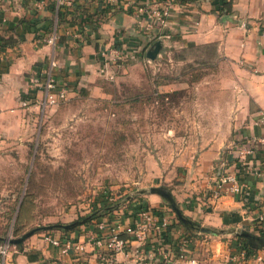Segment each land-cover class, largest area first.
<instances>
[{
    "label": "rangeland",
    "instance_id": "obj_1",
    "mask_svg": "<svg viewBox=\"0 0 264 264\" xmlns=\"http://www.w3.org/2000/svg\"><path fill=\"white\" fill-rule=\"evenodd\" d=\"M162 44L154 60L124 61L96 92L70 90L48 107L25 98L19 108L34 110L0 115V235L80 225L105 205L126 215L134 199L151 205L152 187L175 198L206 152L217 180L228 173L226 158L256 138L243 132L252 112L244 76L213 45Z\"/></svg>",
    "mask_w": 264,
    "mask_h": 264
},
{
    "label": "crops",
    "instance_id": "obj_2",
    "mask_svg": "<svg viewBox=\"0 0 264 264\" xmlns=\"http://www.w3.org/2000/svg\"><path fill=\"white\" fill-rule=\"evenodd\" d=\"M39 1H43V7L37 10ZM133 1L131 6L124 2L102 6L83 0L74 9L59 13L54 0H0V34L19 38L14 47L0 48L4 56L0 61V115L34 110L31 106L25 110L19 108L20 101L28 98L31 103L42 97L48 76L65 82L72 92H96L99 80L117 79L125 69L124 61H138L157 41L172 43L180 49L213 45L217 54L235 65L237 72L244 76H241V87L252 112L249 109L250 123L243 132L256 135L258 140L264 139V0H228L231 1L229 14L218 12L222 0ZM142 3L169 4L166 26L148 27L137 18L133 7ZM51 32L57 34L56 43L53 46L42 43L41 39ZM77 35H82V41ZM105 48L116 49L121 58L103 59L100 51ZM209 154L203 155L196 173L198 177L194 175L193 181L173 198L182 215L200 227L223 232L231 243L234 232L264 234V224L257 221L264 201V142L256 144L249 161L250 169L258 170L259 175H244L237 158H233L235 154L226 158L223 172L237 174L243 189L240 194L222 195L215 201L211 196L218 172L212 170L215 157ZM148 198L151 205L147 201L143 203L152 208H165L158 195L149 194ZM170 212L171 228L175 232L185 230L177 223L175 213ZM91 226L80 225L70 232H37L18 246H11L10 264H104L91 252L79 258L61 255L59 249L44 240L47 234L59 239L71 236L82 240L84 230ZM204 234L210 240L208 248L199 249L198 264H232L223 260L222 256L229 252L220 239L222 235ZM4 239L0 235V240ZM124 259L123 255H117L107 264H119ZM237 264H264V248Z\"/></svg>",
    "mask_w": 264,
    "mask_h": 264
},
{
    "label": "built area",
    "instance_id": "obj_3",
    "mask_svg": "<svg viewBox=\"0 0 264 264\" xmlns=\"http://www.w3.org/2000/svg\"><path fill=\"white\" fill-rule=\"evenodd\" d=\"M83 0H54L57 12L66 13ZM95 2L98 5H115L124 2V5L131 6L133 0H86ZM43 7V1L36 4V9ZM134 11L137 18L147 24L148 27L155 25L159 28L166 26L170 13L169 4L155 5L151 3L135 4ZM99 21H96L98 23ZM82 41V35L76 36ZM58 40L57 34L51 32L43 37L41 42L46 45H54ZM104 58L116 61L121 58L119 52L113 48H105L100 51ZM4 59L0 53V61ZM43 94L38 101L43 107L58 105L68 99L70 88L65 82H59L48 76L43 85ZM35 102V101H34ZM32 102V103H34ZM23 107L27 103H21ZM258 142L264 139L257 138L243 142L241 147L234 153L233 158L242 168L244 175H259L258 170L250 169L252 156ZM243 184L240 177L235 173L228 172L218 179L211 198L215 201L222 195H237L242 192ZM127 204L126 215L112 216L95 220L92 226L84 230L82 240L74 237L64 239L52 235H45L44 240L59 249L61 255H73L75 258L84 256L86 253H93L100 262L107 264L113 261L117 255H123L124 260L119 264H198L199 249L208 248L210 238L203 233H190L187 230L172 229V221L168 210L152 208L141 200L131 201ZM257 221L264 224V201L261 203ZM175 232V233H174ZM11 238L0 240V264L11 263ZM228 249L223 260L237 264L240 259L246 257L245 252H231V240L228 235L220 238Z\"/></svg>",
    "mask_w": 264,
    "mask_h": 264
},
{
    "label": "trees",
    "instance_id": "obj_4",
    "mask_svg": "<svg viewBox=\"0 0 264 264\" xmlns=\"http://www.w3.org/2000/svg\"><path fill=\"white\" fill-rule=\"evenodd\" d=\"M230 7H231V1L222 0L221 8L219 9L218 12H220V14H229ZM18 41H19V38L17 39V38H15L13 36L5 37V36H2L0 34V48L1 49L14 47L15 45H17ZM209 46H211V45H209ZM209 46H201V47L204 48V47H209ZM188 48L197 49V48H200V47L192 46V47H188ZM207 57H212V55H208ZM137 196H138V194H137ZM168 208L171 210L170 206H168ZM114 210H116L115 205L114 206L113 205H105L101 209L94 211L92 214H89V215H86V216L82 217L81 220L83 221V224H80V225H85V224L89 225V224L92 223L91 221L94 218H96V220L100 219V218H105V217H109L110 218L112 216V212ZM171 212L174 213V211H172V210H171ZM175 219H176L177 223L179 225H181L188 232L194 233V234L197 233V232L192 231L189 228H187L177 218H175ZM71 224H73V223H71ZM77 225H79V224L70 226L68 229H63V228L59 227V225H54V228L49 229V230H58V231H61V232H70V231H73L75 228H77L78 227ZM207 230H209V232L213 233V234H218V235H223L224 234L223 232L216 233L215 231H212L211 229H207ZM245 232L248 233V231H245ZM231 236L233 238L232 247L230 248L231 252H245L246 256H248L251 253L256 252L257 250L264 248V243L263 244L262 243L261 244L260 243H250L239 232H234V233L231 234ZM253 236H257L259 238H263L264 239V234L253 235Z\"/></svg>",
    "mask_w": 264,
    "mask_h": 264
},
{
    "label": "water",
    "instance_id": "obj_5",
    "mask_svg": "<svg viewBox=\"0 0 264 264\" xmlns=\"http://www.w3.org/2000/svg\"><path fill=\"white\" fill-rule=\"evenodd\" d=\"M162 48V43L160 41H157L156 43H154V45L147 51L146 53V58L149 60H154L155 57L157 56V54L160 52ZM148 193L149 194H155L158 195L160 198H162L171 208V210L174 211L176 217L179 219V221L185 225L187 228H189L192 231H195L197 233H209V230H207L206 228L200 227L194 223H192L190 220L186 219L181 211L179 210L175 200L173 199L172 195L164 190L163 188H156V187H152L150 189H148ZM77 222L73 223V224H69V225H59V227L63 228V229H68L70 226L76 225ZM49 227H42L40 230H48ZM38 229H33L27 233H25L24 235H22L21 237L17 238V239H10L9 242L11 245H19L21 244L23 241H25L28 237L32 236L33 234H35L37 232ZM243 237H245L250 243H264V239L263 238H259L257 236H253L250 233L247 232H242L241 233Z\"/></svg>",
    "mask_w": 264,
    "mask_h": 264
}]
</instances>
